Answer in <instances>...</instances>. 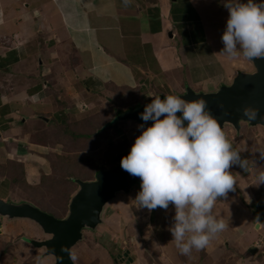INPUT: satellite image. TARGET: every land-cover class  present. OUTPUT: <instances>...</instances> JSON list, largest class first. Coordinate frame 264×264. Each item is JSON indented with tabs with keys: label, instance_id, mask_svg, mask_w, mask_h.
I'll return each mask as SVG.
<instances>
[{
	"label": "crops",
	"instance_id": "0c3cea01",
	"mask_svg": "<svg viewBox=\"0 0 264 264\" xmlns=\"http://www.w3.org/2000/svg\"><path fill=\"white\" fill-rule=\"evenodd\" d=\"M222 15L213 0H0V199L15 191L27 195L24 183L37 187L50 175V165L39 173L27 163L45 148L48 160L56 159L63 143L49 141L47 147L33 137L57 125L66 136L69 122L89 115L82 114L89 108L84 101L109 96L117 104L110 108L119 113L157 96L181 97L189 88L213 93L239 72H253L246 70L252 61L220 53L227 20ZM261 192V200L234 199L230 205L229 193L218 198L213 214L228 225L223 236L234 227L247 240L231 244L218 233L205 254L188 264H264V248L249 246L250 232L257 233L254 241L259 237L257 217L264 222ZM25 198L15 202L32 204ZM173 208L170 203L150 212L166 249L175 246Z\"/></svg>",
	"mask_w": 264,
	"mask_h": 264
},
{
	"label": "clouds",
	"instance_id": "9594fccd",
	"mask_svg": "<svg viewBox=\"0 0 264 264\" xmlns=\"http://www.w3.org/2000/svg\"><path fill=\"white\" fill-rule=\"evenodd\" d=\"M223 6L229 16L221 37L220 53L253 61L264 58V0L259 3L224 0ZM181 97L168 94L161 99L157 96L143 105L140 118L145 124L153 123L147 127L137 123L141 134L135 138L129 153L121 158L120 166L140 178V191L134 200L138 208L151 212L158 207L167 210L170 203L173 205L175 215L169 231L180 254L190 256L193 249L206 248L228 226L224 219L213 214V209L218 198L227 197L235 190L236 180L230 167L239 165L246 170L249 163L248 159L241 158V151L233 148L229 141L231 133L239 134L243 123L251 125L241 122L240 130H236L226 124L225 127L230 128L224 131L225 127L222 130L210 114L204 98L188 101ZM242 111L248 121L264 119L257 108L245 107ZM257 152L264 160V149ZM257 169L256 186L259 187L264 184V167ZM256 223L264 226L259 217ZM69 258L75 264L77 257L69 253Z\"/></svg>",
	"mask_w": 264,
	"mask_h": 264
},
{
	"label": "rangeland",
	"instance_id": "374dc122",
	"mask_svg": "<svg viewBox=\"0 0 264 264\" xmlns=\"http://www.w3.org/2000/svg\"><path fill=\"white\" fill-rule=\"evenodd\" d=\"M242 2L246 3L247 0H242ZM223 4L224 0H213L214 9L222 11L224 15L221 18L227 19L229 13ZM241 61L246 62L244 58ZM246 67V70H254L252 68L253 64L249 67L246 63ZM88 99L94 98L90 97ZM88 99L87 101H89ZM84 102L88 104L89 108H85V112L82 114H93L91 116L95 118L92 120L94 123V128L92 129L94 138L93 140L85 138L84 142L70 138L66 147L72 155L81 158V164H78L80 166L77 165L76 170L77 175H80L79 178L83 181H93L98 171L110 170L116 166L115 157L117 155L114 153L119 149L117 146H121L120 148L128 145L132 146L135 138L141 134V129L133 121L118 122L117 125L115 123L116 127L113 130L103 134L101 125L107 122L103 110L117 104L112 103L113 99L109 96L96 97L92 103ZM79 110L81 109H78V112ZM229 128L230 126H226L224 131ZM236 133L235 131L231 133L229 141L233 148L241 151V158L248 159L249 163L246 170L239 165L230 167L229 171L233 174L236 184L234 185L235 190L230 191L229 197L226 199L228 205L234 202V199L241 201L261 200V191L264 189V184L259 187L256 186L257 167H264V160L259 158V152H257L264 149V128L260 126L251 127L243 123L240 133H237V135ZM38 141L43 143L42 139ZM47 141L51 142L49 137ZM64 147V145H60L58 150H64ZM32 149L36 150L37 148L34 146ZM48 149H43L41 153L38 152L39 149L36 151L37 153L33 157H37V159L35 158L33 159L34 161L30 160L27 163L32 165V170L37 167L36 170L39 173H43L47 166L46 171H49L50 163L46 157V152H50ZM255 160L257 161L256 164L254 163ZM12 164V162H9L3 165V168H10ZM41 166L43 167L42 169H40ZM140 183L134 186L130 194L120 193L105 207V211L102 214V223L95 230L85 229L83 240L72 250V255L77 257L75 264H128L132 262L135 264H188L190 259L197 262L200 254H205L206 248L202 250L193 249L190 256L179 254L176 246L166 249L167 243L159 238L154 221L150 218V212L147 209L138 208L134 201L140 191ZM249 190L250 192H247ZM26 194H19L15 191L6 201L14 202L25 200V197H28V200L31 199L33 205L55 216L52 214L53 210L48 208L49 204H44L38 198L31 197L29 192ZM248 197H251V199ZM174 210L173 208L172 211ZM167 222H171V220H167ZM258 232L259 237L257 236L255 241L252 237L257 233H249V246L252 242H255L256 245H261L264 248V226H261ZM223 234L224 231L220 232L221 237ZM241 237L243 241L247 240V238H244V234L239 235L238 229L232 227L230 232L224 235L222 239H228L233 244V240ZM46 238H49V236L44 234L43 230L29 219L5 220L1 216L0 264H54L55 259L52 256H45L46 251L44 248H36L30 244V240H44ZM215 238L217 239L218 237L215 236L210 243ZM170 241L175 245L173 240ZM190 263L194 264L195 262Z\"/></svg>",
	"mask_w": 264,
	"mask_h": 264
},
{
	"label": "water",
	"instance_id": "95a60500",
	"mask_svg": "<svg viewBox=\"0 0 264 264\" xmlns=\"http://www.w3.org/2000/svg\"><path fill=\"white\" fill-rule=\"evenodd\" d=\"M253 66V72L238 73L230 85L222 86L216 92L197 93L189 88L181 98L188 101L204 98L208 102L210 114L217 119L222 130L226 124L240 130L241 122L264 127V119L258 117L257 120L248 121L242 111L245 107H254L259 109L260 116H264V58L254 59ZM144 107L137 105L122 110L117 118L119 121L130 120L144 124L145 127L151 126L152 121L145 124L140 118ZM130 148L116 157L114 168L100 170L94 181L80 183L79 190L71 199L66 218L58 219L30 203L14 204L2 199L0 216L9 220L29 219L35 222L49 238L42 241L30 240V244L36 248H44L45 256H52L55 264H72L69 253L72 254L73 248L83 240V231L95 230L102 223L105 207L117 194H129L140 182L139 177L130 175L120 166L121 158L129 153Z\"/></svg>",
	"mask_w": 264,
	"mask_h": 264
},
{
	"label": "trees",
	"instance_id": "16d2710c",
	"mask_svg": "<svg viewBox=\"0 0 264 264\" xmlns=\"http://www.w3.org/2000/svg\"><path fill=\"white\" fill-rule=\"evenodd\" d=\"M103 111L107 121L101 125V129L103 131L102 133L104 134V132L113 130L119 121L116 118L118 113L116 109L107 108ZM91 115L93 114L87 115L82 119H78L73 123L69 122L67 130L65 132L66 136L64 133L62 135L61 132H58V129L61 127L57 125L55 128L50 129L48 132L44 131L41 134H35V136L33 137V140L36 141L42 139L44 144H48L47 140L49 137L52 142H61L65 146L64 153L62 155L54 156L56 159L52 160V157L49 156V159H51L49 160L51 173L50 175H44L39 186L30 187L26 183H24L23 185L25 191L27 190L31 197H36L44 204H49L48 208L53 210L52 214L59 218H64L66 216V214L69 212L70 201L74 194L78 191L80 183L86 182L81 180L79 178L80 175H77L78 173H76L77 167L80 166L78 164H81V158L72 155L66 145L68 144L70 138L72 140H80L82 142L85 141V138H90L91 140H93L94 137L92 135V129L94 128V123L92 122V120H94L95 118ZM51 122L55 123V120H51ZM67 123L68 120H66L64 125H67ZM117 147L119 149L116 148L118 150L116 151V153H114L115 155L125 152L131 147V145L124 146L123 148H120L121 146ZM17 166L18 165H15V167ZM16 170H19L18 167Z\"/></svg>",
	"mask_w": 264,
	"mask_h": 264
},
{
	"label": "flooded vegetation",
	"instance_id": "af4514ba",
	"mask_svg": "<svg viewBox=\"0 0 264 264\" xmlns=\"http://www.w3.org/2000/svg\"><path fill=\"white\" fill-rule=\"evenodd\" d=\"M2 200H4V199H2ZM4 201H6V200H4ZM6 202H8V203H14V204H21L20 202H10V201H6ZM23 203H25V202H23ZM1 217V216H0ZM3 218V217H2ZM5 220H7L6 218H5ZM9 220V219H8ZM45 240V239H44Z\"/></svg>",
	"mask_w": 264,
	"mask_h": 264
},
{
	"label": "bare ground",
	"instance_id": "6f19581e",
	"mask_svg": "<svg viewBox=\"0 0 264 264\" xmlns=\"http://www.w3.org/2000/svg\"><path fill=\"white\" fill-rule=\"evenodd\" d=\"M125 216V215H124Z\"/></svg>",
	"mask_w": 264,
	"mask_h": 264
}]
</instances>
